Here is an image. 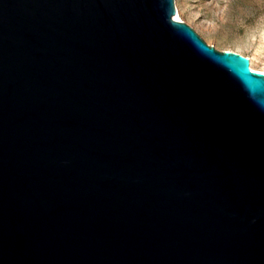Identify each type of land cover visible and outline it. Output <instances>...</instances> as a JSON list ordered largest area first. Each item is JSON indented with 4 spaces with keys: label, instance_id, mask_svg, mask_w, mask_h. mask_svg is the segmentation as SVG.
<instances>
[{
    "label": "water",
    "instance_id": "obj_1",
    "mask_svg": "<svg viewBox=\"0 0 264 264\" xmlns=\"http://www.w3.org/2000/svg\"><path fill=\"white\" fill-rule=\"evenodd\" d=\"M176 0H0V264H264V71Z\"/></svg>",
    "mask_w": 264,
    "mask_h": 264
},
{
    "label": "rangeland",
    "instance_id": "obj_2",
    "mask_svg": "<svg viewBox=\"0 0 264 264\" xmlns=\"http://www.w3.org/2000/svg\"><path fill=\"white\" fill-rule=\"evenodd\" d=\"M176 6L209 44L248 55L251 67L253 61L264 69V0H176Z\"/></svg>",
    "mask_w": 264,
    "mask_h": 264
},
{
    "label": "bare ground",
    "instance_id": "obj_3",
    "mask_svg": "<svg viewBox=\"0 0 264 264\" xmlns=\"http://www.w3.org/2000/svg\"><path fill=\"white\" fill-rule=\"evenodd\" d=\"M176 17H177V19H179V20H182L181 19V11H180V9L178 8V12L176 13ZM253 60V59H252ZM250 66H251V62H250ZM253 68V69H252ZM251 69L252 70H261V71H264V69H258L256 66H255V64H254V62L252 61V67H251Z\"/></svg>",
    "mask_w": 264,
    "mask_h": 264
}]
</instances>
